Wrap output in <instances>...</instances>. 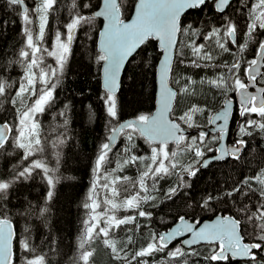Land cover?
<instances>
[{
  "label": "snow or ice",
  "instance_id": "1",
  "mask_svg": "<svg viewBox=\"0 0 264 264\" xmlns=\"http://www.w3.org/2000/svg\"><path fill=\"white\" fill-rule=\"evenodd\" d=\"M7 2L22 8L21 35L25 43L19 49L20 59L17 63L25 69V75L14 94L9 91L12 84L6 87L5 83L0 82V97L8 98V102L15 108V124L0 117V150L20 149L24 153L23 160L44 152L37 116L53 104L58 75L62 76L64 73L71 45L79 28L91 26L96 17H103L107 22L99 33V54L96 60L102 64L103 70L105 93L101 99L107 115L115 121L119 120L117 92L125 65L134 62L136 56L141 55L144 56L145 66L149 64L150 58L145 54L143 46L150 40L159 42V50L163 54L162 62L153 65L158 67L159 111L155 115L140 114L128 123L110 128L112 134L107 137L109 142L100 146L93 171L97 174V183L101 178L104 181L99 186L110 193L102 201L107 210L97 212L102 204L96 198L98 194L94 184L93 194L88 198L90 203L83 205L91 215L84 221L78 255L73 258V264H93V245L97 241H101L116 260H122L126 264H149V258L155 259L158 253H165L164 264H190V258H193L191 264H201V261L203 264H227L230 258L242 260L243 264H264V164L253 175L235 181L228 187L206 190L195 202V207L192 202L186 204L193 213L197 208L211 212L216 210L218 204H229L235 213L233 215H218L213 222H202L194 215L191 219L186 218L187 214L180 215L179 226L165 234H148L150 226L138 222V217L151 219L152 212L144 210L141 205L156 199L149 192L158 191L156 185L159 180L178 176L177 183L165 193V197L171 200L181 190L192 187L177 169L189 177H196L201 168H207L213 162H239L241 154L249 146L244 137L264 133V72L261 71L264 68V40H257L256 35L258 30L264 33V0H252L251 6L245 5L248 11L242 35L238 23L226 14L221 17L223 22L219 26H210L207 30L192 29L191 25L182 27V15L188 10L202 9L206 6V0H137L133 18L128 22L122 18L124 0H102L100 11L92 15L76 11L72 15L66 24L65 39H62L60 31L55 32V51L42 49L41 43L45 39L49 15L57 9V0H39L31 16L29 8L24 6L25 0ZM229 4L230 0H217L215 9L219 13H225ZM80 7L86 8L88 5L82 4ZM184 36H187V42L180 39ZM197 39L204 42L197 43ZM250 42L257 44L259 59L238 58L237 53L228 47L229 44L233 45L242 57ZM185 48L190 49V55L184 52ZM42 51L55 58L57 67L43 64ZM220 52L228 53L232 57L231 61L214 62ZM178 65L218 71L214 78L205 77L197 81L190 75H182ZM205 84L209 91L215 90L222 95L235 93L239 97L235 108L231 102L226 101L223 111L209 121L212 124L223 122L219 127V135L210 140L209 133L204 131L196 135L185 134L187 129L200 127L197 123L199 117L208 119L207 108L194 99L200 87ZM250 87L252 91L249 90ZM33 96L36 99L27 103L26 100H31ZM185 96L192 101L186 110L181 108V101ZM233 111L237 116L235 123L238 127L234 130L235 139L225 146L221 142L228 134L225 126L229 124ZM60 115L65 116L66 113L61 112ZM125 130L128 141H133L134 134L138 133L149 144L156 146L151 148L150 161L145 164L138 179L116 176L109 180L113 170L108 165L114 162L109 158L113 149L111 142L115 140L116 134ZM9 134H13L11 138ZM212 142L220 146L213 148L210 146ZM169 144L175 145L179 152L190 155L191 163H181L177 158L178 152L172 151ZM132 147L133 145H129L126 152H130ZM209 152L216 154L206 158ZM144 159L137 155L121 157L116 170L123 171V167L127 165L138 166ZM37 169L47 178L49 190L46 200L51 201L59 178L55 175L56 170L44 162L42 155L41 158L30 160L12 179H0V264H18V250L25 254L22 264H49L46 253L34 243L31 228L25 226L22 231L15 228L9 219L7 205L2 203L8 199L14 181L32 178ZM149 180L151 185L148 184ZM130 189L137 190L133 193ZM121 193L127 195L119 199ZM184 195H188L187 191H184ZM121 209L134 211L135 214L118 217L116 213ZM49 211V208L44 207L37 215L44 217ZM101 220L104 226H101ZM121 229L125 233H138L140 239L127 236L121 240L115 235ZM182 237L187 238L179 239ZM176 241L181 246H176ZM200 248L204 250L201 251Z\"/></svg>",
  "mask_w": 264,
  "mask_h": 264
},
{
  "label": "trees",
  "instance_id": "2",
  "mask_svg": "<svg viewBox=\"0 0 264 264\" xmlns=\"http://www.w3.org/2000/svg\"><path fill=\"white\" fill-rule=\"evenodd\" d=\"M100 1L57 0L58 10L54 9L49 15L47 32L41 45L45 44L47 50L50 49L51 46L49 45L55 41V32L60 31L62 36H65L66 24L76 11L83 15H92V12L98 8ZM136 1L124 0L123 18H128L131 15ZM38 3L39 0H25V6L29 8L30 16ZM82 4H87L88 7L81 8L80 5ZM245 5L251 6L252 0H232L225 13H219L215 10L213 2H207L202 9L187 12L182 18L181 25L185 28L191 25L192 29L207 30L210 26H219L223 22L221 17L226 14L238 23L242 35L248 11ZM21 12L22 8L19 6L9 5L7 0H0V82L5 83L6 87L8 84H12L13 87L9 89L12 94L15 93L25 75V69L17 63L20 59L18 56L19 49L25 43L24 37L21 35L23 23ZM101 27L102 21L95 18L91 26L85 25L77 30L64 73L62 76L58 75L53 104L46 108L43 114L37 116L44 148L43 154L38 153L30 157L29 160H23L24 153L20 149L0 150V179H12L15 173L30 163V160L41 158V155L48 167L56 170L55 175L59 178V182L55 186L54 197L51 201L46 200V193L49 190L47 178L41 170L37 169L33 172L32 178H20L14 181L9 190L8 199L2 202L7 205L9 219L12 220L15 228L19 231H22L25 226L31 228L33 241L46 253L49 264H73V258L78 255V244L83 232L84 221L91 215L90 211L85 209L83 205L86 202L90 203L88 198L93 194V185H96V193L98 194L96 198L101 204L106 195L110 196V193H106L99 186L104 182L103 179L101 178L97 183V174L93 171L100 146L108 141L107 137L111 134L110 128L115 127L123 119L136 118L140 114L150 115L155 109L157 67H153V65H158L161 52L158 48V42L150 40L143 46L145 54L150 58V63L145 66L144 56L141 55L136 56L135 61L129 62L125 68L121 87L117 94L119 120H112L107 115L101 99L105 93L101 86L102 64L96 60L99 54L97 37ZM256 35L257 40H264V33L260 30L257 31ZM180 39L185 42L188 40L187 36ZM196 42L204 41L197 39ZM228 47L232 48L233 52L237 53L238 58L241 59H255L258 54V46L254 42L249 43V47L242 54V57L233 45L229 44ZM184 52L190 55V49L185 48ZM41 55L44 59L43 51ZM231 59L232 57L228 53L220 52L218 59L214 62L231 61ZM44 60L50 63L47 65L56 66L54 57L49 56ZM178 67L182 75H190L197 81L205 77L214 78L215 72L218 71L212 68H192L184 65H178ZM243 67L242 64V75ZM234 95L235 93L222 95L216 93L215 90L209 91L206 84L200 87L194 99L201 106L207 108L208 119L199 117L197 123L200 127L198 129L209 127L213 113L223 105L226 99ZM34 99L35 96L26 102L31 103ZM191 102L185 96L181 101V108L186 110ZM61 112L66 113V115L61 116ZM14 113L15 108L8 102V98L0 97V117L15 124ZM65 119H67L66 125ZM236 119L237 116L234 112L228 139L231 142L235 139L234 130L238 127L235 123ZM196 129H187L189 130L187 135H196ZM213 136L218 135L209 134V140ZM244 139L248 140L249 146L241 154L242 159L239 162L231 160L213 162L207 168H201L196 177H189L177 169L176 171L180 175H184L185 180L191 183L192 187L181 190L180 194L171 200L165 197V193L169 187L177 183L178 176L173 175L159 180L156 185L158 191L149 192L156 199L141 205L144 210L152 212L151 219L145 220L138 217L140 224L150 226L147 233H160L169 229L178 221L180 215L187 214L186 218L188 219L194 215L196 219L203 220L218 214H235L229 204H218L216 210L211 212L201 211L197 208L194 213L186 204L192 202L195 207V202L206 190L220 186L228 187L233 182L251 176L259 170L264 164V133L255 134L253 137L246 136ZM129 145H133V147L130 152H126ZM153 146L156 145L149 144L138 133L134 134L133 141L130 142L127 140V130L121 132L118 143L109 153V158L114 161L108 165V168L113 170L109 175V180L116 176L138 179L145 164L150 161ZM210 146L216 148L217 143L212 142ZM169 148L178 152L177 158L181 163L184 165L191 163L190 155L179 152L173 144H169ZM212 154L214 155L215 152H209L207 156ZM128 155H137L145 159L138 166L127 165L123 167V171L116 170L117 162H121V157L126 158ZM197 166L199 167V165ZM101 171L103 172V169ZM104 174L107 175V173ZM151 183L149 180L148 184L151 185ZM136 190L130 189L133 193ZM184 191H187L188 195H184ZM125 195L127 194L121 193L119 199H123ZM44 207L49 208L50 211L44 217H39L37 214ZM106 210L107 206L102 204L97 212L103 213ZM134 214V211L125 209L116 213L118 217ZM101 226H104L103 220H101ZM115 235L121 240L127 236H134L136 240L140 239L138 233H125L122 229L117 231ZM174 243L176 246H181L178 241ZM16 247L19 249L18 245ZM93 247L95 248L93 264H126L122 260H116L101 241H97ZM200 250L203 251L204 249L200 248ZM24 255L22 250H18V264H22ZM192 259L190 258V264ZM157 262L164 264L165 253L156 254L155 259L149 258V264H157ZM227 264H243V261L230 258Z\"/></svg>",
  "mask_w": 264,
  "mask_h": 264
},
{
  "label": "water",
  "instance_id": "3",
  "mask_svg": "<svg viewBox=\"0 0 264 264\" xmlns=\"http://www.w3.org/2000/svg\"><path fill=\"white\" fill-rule=\"evenodd\" d=\"M231 1H232V0H230V3H231ZM207 2H213V3H214V7H215V3L217 2V0H206V3H207ZM136 3H137V1H136ZM136 3H135V4H136ZM24 6H25V4H24ZM102 6H103V3H102V0H101V1H100V4H99V6H98V8L95 9V10L92 12V14H94V12H96V11H100V10L102 9ZM134 7H135V5H134ZM226 9H227V8H226ZM226 9H225V10H226ZM215 10H216V9H215ZM133 11H134V8H133V10H132L131 15H130L128 18H124L126 22H128L131 18H133ZM189 11H190V10L186 11V12L182 15V17L180 18V22L182 21L183 16H184L187 12H189ZM216 11H217V10H216ZM217 12H218V11H217ZM96 18L102 21V27H101V29H100V31H99V33H100V32L103 31V29L106 27L107 22L104 20L103 17H96ZM122 18H123V17H122ZM157 42H158V41H157ZM158 48H159V42H158ZM98 49H99V34H98V37H97V50H98ZM98 52H99V51H98ZM255 59H259V54L256 55ZM162 60H163V54L161 53V56H160V59H159L158 65L162 62ZM127 64H128V63H127ZM127 64L125 65V68H126ZM125 68H124V70H123V72H122V74H121V77H120V87H121V82H122V79H123V75H124ZM261 71L264 72V68H262ZM258 78H259V77H258ZM101 86H102V89L104 90V87H103V70H102V66H101ZM259 86H262V85H258V87H259ZM119 90H120V88H119ZM119 90H118V92H119ZM249 90L252 91L253 89H251V87H250ZM104 91H105V90H104ZM118 92H117V94H118ZM158 95H159V94H158V67H157V68H156V98H155V109H154V111H153L150 115H155V114L159 111V99H158ZM226 101L231 102V103L233 104V107L235 108L236 105H238L239 97L235 94V98H228V99H226V100L224 101L223 105H222L217 111H215V112L213 113L211 119H212L215 115H217V114H219L221 111H223L224 106H225V102H226ZM233 112H234V111H233ZM233 112L230 114V117H229V124L225 126L226 131H227L228 134H227V136L225 137L224 141L221 142V143H223L225 146H227V145L230 144L229 141H228V139H229L230 130H231V122H232ZM134 119H135V118L123 119V120L119 121V122L116 124L115 127H119L121 124L128 123L129 121H132V120H134ZM222 123H223L222 121H218V122H216L215 124H212V123H211V127H209L208 129H197L196 132L198 133V132H200V131H204V132H207V133H209V132H212V133H219V127L221 126ZM188 133H189V132H188V130H187V132H186L185 134L187 135ZM111 134H112V133H111ZM111 134H110V135H111ZM120 134H121V133L116 134V138H115V140H113V141L111 142L112 145H113V148H114V147L116 146V144L118 143V140H119ZM9 135H10V137H11L12 134H9ZM107 142H109V141H107ZM219 146H220V145L217 144V148H218ZM215 154H216V153H215ZM215 154H214V155H215ZM211 156H213V155H211ZM211 156H208V157H211ZM206 158H207V157H206ZM218 215H222V214H218ZM218 215H215V216L212 217V218H207V219H205V220H202V222H213V221L217 218ZM13 225H14V223H13ZM178 226H179V224H178V221H177V222H176L174 225H172L169 229H167V230H165V231H162V232H160L159 234H165V233H167V232H169V231H171V230H174V229H175L176 227H178ZM14 227H15V225H14ZM184 238H187V237H182V238H179V239H184ZM241 261H242V260H241Z\"/></svg>",
  "mask_w": 264,
  "mask_h": 264
},
{
  "label": "rangeland",
  "instance_id": "4",
  "mask_svg": "<svg viewBox=\"0 0 264 264\" xmlns=\"http://www.w3.org/2000/svg\"><path fill=\"white\" fill-rule=\"evenodd\" d=\"M66 37L65 36H62V39H65ZM51 46V48L50 49H48V51H55L56 50V45H55V41H54V43L52 44V45H50ZM41 47L42 48H47V46H44V45H41ZM55 62H56V60H55ZM43 64H50L48 61H45L44 59H43ZM42 64V65H43ZM55 67H57V62H56V66ZM35 71H39L38 69H35ZM35 99H36V97H35Z\"/></svg>",
  "mask_w": 264,
  "mask_h": 264
},
{
  "label": "flooded vegetation",
  "instance_id": "5",
  "mask_svg": "<svg viewBox=\"0 0 264 264\" xmlns=\"http://www.w3.org/2000/svg\"><path fill=\"white\" fill-rule=\"evenodd\" d=\"M43 49H47V48H43ZM43 54H44V57H45L44 59H47V58H48V55L46 54V52H43ZM234 96H235V95H234ZM234 96L231 97V98H235ZM233 114H234V112H233ZM209 127H211V123H210V126H209ZM209 127H207V128H209ZM207 128H206V129H207ZM211 133H212V132H209V134H211ZM215 134H216V133H215ZM217 135H219V133H217ZM229 143H230V141H229Z\"/></svg>",
  "mask_w": 264,
  "mask_h": 264
},
{
  "label": "bare ground",
  "instance_id": "6",
  "mask_svg": "<svg viewBox=\"0 0 264 264\" xmlns=\"http://www.w3.org/2000/svg\"><path fill=\"white\" fill-rule=\"evenodd\" d=\"M47 32V31H46ZM43 45H45V44H43ZM235 97V96H234ZM230 98V97H229ZM237 106V105H236ZM210 126V125H209ZM206 128V127H205ZM198 129V128H197ZM196 129V130H197ZM201 129V128H200ZM203 129V128H202ZM208 129V128H207ZM189 131V130H188ZM191 131V130H190ZM196 134V133H195ZM215 134V133H214ZM217 134V133H216ZM230 143H231V141H230ZM217 147V146H216ZM213 155V154H212ZM208 157V156H207ZM198 167V166H197ZM228 215V214H227ZM203 220H205V219H203ZM202 221V220H201Z\"/></svg>",
  "mask_w": 264,
  "mask_h": 264
}]
</instances>
